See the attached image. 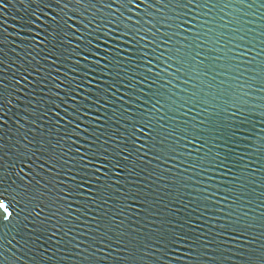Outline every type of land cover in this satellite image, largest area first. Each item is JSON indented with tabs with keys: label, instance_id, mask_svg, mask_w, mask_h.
<instances>
[{
	"label": "water",
	"instance_id": "1",
	"mask_svg": "<svg viewBox=\"0 0 264 264\" xmlns=\"http://www.w3.org/2000/svg\"><path fill=\"white\" fill-rule=\"evenodd\" d=\"M0 81V264H261L264 0H8Z\"/></svg>",
	"mask_w": 264,
	"mask_h": 264
},
{
	"label": "snow or ice",
	"instance_id": "2",
	"mask_svg": "<svg viewBox=\"0 0 264 264\" xmlns=\"http://www.w3.org/2000/svg\"><path fill=\"white\" fill-rule=\"evenodd\" d=\"M19 2L23 4L25 0H19ZM128 2L131 3V0H128ZM141 2H143V0H141ZM189 2H191V0H189ZM7 6H8V0H0V9ZM26 23L30 24L31 21L29 20ZM69 27H71V25H69ZM45 39H47V36L45 37ZM37 43H39V41H37ZM17 83H19V81H17ZM2 98H3V91L0 90V107L3 106ZM137 131H139V129H137ZM145 135H147V132L145 133ZM25 147L28 146L26 145ZM33 155H35V153H33ZM18 159L21 167L19 172L16 173V175L19 177L20 181L25 183L17 184L15 180L12 181L13 184H17L16 188L13 189L12 191L9 190V187L4 186L5 173L3 172V165H0V226H4V227L11 224L13 221L19 220L22 213L29 211V205H31V209H30L31 211H35L36 209V205L33 204V201L36 199V195L28 186L29 184L32 183V181L26 180V178L28 177V172L25 171V169H29L31 171L33 168L34 162L32 160V156L27 155L24 152H20ZM36 159L39 160L40 157L37 156ZM49 159H51V156L49 157ZM87 164L90 165L91 161L90 160L87 161ZM14 166L15 165H10V167H14ZM38 167H43V165H38ZM35 175H38V173H36ZM35 175L33 176V179H35ZM82 183H85V181L82 180ZM35 184L39 185L40 181L38 179H35ZM42 211L43 208H41L40 211H36L35 212L36 216H40ZM188 239L189 238L187 237L186 234H178V235H173L170 238L169 242L172 244H176V243L185 244V242H187ZM205 243L207 244L209 242L205 241ZM158 250L159 249H157V251ZM261 264H264V257L261 258Z\"/></svg>",
	"mask_w": 264,
	"mask_h": 264
}]
</instances>
